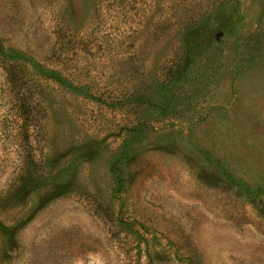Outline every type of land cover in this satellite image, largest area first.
<instances>
[{
    "label": "rangeland",
    "instance_id": "374dc122",
    "mask_svg": "<svg viewBox=\"0 0 264 264\" xmlns=\"http://www.w3.org/2000/svg\"><path fill=\"white\" fill-rule=\"evenodd\" d=\"M0 264H264V0H0Z\"/></svg>",
    "mask_w": 264,
    "mask_h": 264
}]
</instances>
